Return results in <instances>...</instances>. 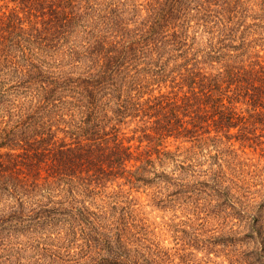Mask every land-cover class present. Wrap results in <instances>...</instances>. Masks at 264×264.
<instances>
[{"label": "trees", "instance_id": "1", "mask_svg": "<svg viewBox=\"0 0 264 264\" xmlns=\"http://www.w3.org/2000/svg\"><path fill=\"white\" fill-rule=\"evenodd\" d=\"M184 1L163 0L133 28L103 3L93 16L84 13L88 20L85 0L0 5V245L22 229L97 232L102 218H114L92 211L86 198L113 185L170 183L167 165L196 173L205 157L196 148L208 142L264 144V54L240 51L245 42L183 50V33L172 22L184 14ZM32 46L59 49L86 71L46 76ZM154 50L159 59H149ZM136 52L148 59L143 71L157 64L158 85L173 65L171 90L143 92L126 65ZM170 140L193 145L172 151ZM254 221L261 243L264 228Z\"/></svg>", "mask_w": 264, "mask_h": 264}, {"label": "rangeland", "instance_id": "2", "mask_svg": "<svg viewBox=\"0 0 264 264\" xmlns=\"http://www.w3.org/2000/svg\"><path fill=\"white\" fill-rule=\"evenodd\" d=\"M0 1L4 6L9 2ZM85 1H90V9L81 7L86 20L91 18L86 15L92 11L90 15L93 16L98 3H103L106 11L112 6L124 15L123 23L130 28L135 26L133 21L140 22L149 10L163 2ZM87 5L84 2V6ZM180 10L184 14L172 24L173 31L179 35L183 33V50L191 48L194 53L206 48L210 41L216 48L225 44L239 48L245 42L246 46L240 51L264 54V0H185ZM21 17L25 18L23 13ZM94 21L92 23L99 25L97 19ZM170 49L165 48L167 52ZM58 50L32 46L30 54L34 55L35 63L41 65L46 76L64 72L78 75L86 71L85 64L70 61L68 56L62 59L63 53ZM223 50L228 51L227 48ZM150 53L149 59H159L160 51ZM142 56L136 52L126 65H129L131 75L137 73L139 76L143 92L157 95L159 91L171 90L173 65L166 72L169 77L158 85L155 82V79L159 80L157 64L153 62L150 73L143 71L148 59ZM58 125L61 127L62 121ZM59 136L64 133L59 132ZM170 141L172 151L178 147L185 151L193 145ZM132 143L138 145L136 141ZM262 149L264 144L256 148L241 142L226 145L208 142L196 148L205 155L196 173L184 169H176L175 173L174 166L167 165L165 172L173 176L170 183L155 179L148 185L133 188L122 185L120 189L113 185L93 200L86 198L92 211L102 209L108 212V217L114 218H102L96 226L97 232L78 230L68 234L66 230L45 228L12 232L0 245V264H128L122 259L134 264H146L147 261L153 264H261L264 239L259 240L261 243L255 239L252 225L257 222L254 219H259L264 228ZM112 254L119 258L111 259Z\"/></svg>", "mask_w": 264, "mask_h": 264}]
</instances>
